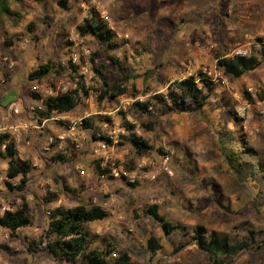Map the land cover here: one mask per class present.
I'll return each mask as SVG.
<instances>
[{
    "label": "rangeland",
    "instance_id": "374dc122",
    "mask_svg": "<svg viewBox=\"0 0 264 264\" xmlns=\"http://www.w3.org/2000/svg\"><path fill=\"white\" fill-rule=\"evenodd\" d=\"M25 1L30 8L17 27L11 20H0V74L7 78L12 103L26 112L27 101L34 94L47 99L56 95L60 85L76 90L87 81L89 88L84 86L89 94L84 102L53 123L64 124L63 131L68 133L67 124L94 116L109 137L113 133L118 139L113 146L96 152L103 143L94 141L81 126L63 143L58 140L63 133L35 134L38 145L31 150L35 160L30 159L34 166L28 189L22 194L32 208L33 223L21 229L17 237L0 228V264H57L44 246L31 252L30 245L39 243L45 234L49 212L79 205H99L109 211L105 221L88 225L93 246H114L118 257L128 252L134 264H213L194 240L198 227L205 229L206 236L214 233L231 243L249 242V249L225 258L231 264H264V97L260 98L264 96V63L258 70L232 80L217 69L216 59L219 53L234 57L237 49L251 54L256 38L264 37V0H100L99 11L109 15L108 24L120 45L119 52L113 53L141 75L136 85L144 92L137 98L120 97L101 104L92 90L98 85L92 61L96 45L90 38L81 37L79 31L84 19L95 11L90 0H66V8L59 7L60 0ZM14 10L20 11L17 4ZM6 43L12 45L7 48ZM86 50L91 54L86 55ZM73 51L82 62L76 72L74 66L63 64ZM49 61L62 74L53 72L41 82L28 79ZM102 63L108 69L106 79H116L115 65L108 59ZM199 72L207 73L217 84L201 112L176 111L144 118L152 131H147L143 122L135 123L136 131L150 142L153 151L138 152L123 141L121 136L127 132L121 113L137 100L166 94L173 82ZM7 85L0 90V100ZM31 117L38 121V115ZM125 121L134 123L129 115ZM66 143L83 144L73 160L79 163H52L57 154L51 153ZM91 144H95V161H100L94 169L88 167L90 155L83 154ZM18 154L27 160L23 153ZM166 157L171 174L162 170ZM77 165L83 166L85 175L72 172ZM112 167L118 172L141 169L156 178L133 183L135 186L115 174L103 181L101 175ZM7 168L8 163L0 158V214L4 208L11 210L12 205L22 203L20 195L6 186L10 181ZM51 194L57 198L46 202L44 198L50 199ZM154 204L167 220L188 232L167 236L161 223L144 214ZM151 237L159 240V250L148 248ZM178 246L182 249L177 253ZM79 264L87 261L82 258Z\"/></svg>",
    "mask_w": 264,
    "mask_h": 264
},
{
    "label": "trees",
    "instance_id": "16d2710c",
    "mask_svg": "<svg viewBox=\"0 0 264 264\" xmlns=\"http://www.w3.org/2000/svg\"><path fill=\"white\" fill-rule=\"evenodd\" d=\"M15 4L19 7V12L14 10ZM66 4V0L58 2L59 7L62 8H66ZM27 8H30V5L25 0H0V20L3 18L11 20L13 25L17 27L18 23L23 20V15L27 14ZM46 18L49 20L50 17ZM43 23L49 27L48 22ZM31 27L34 28L35 26L31 25ZM31 27L28 29L31 30ZM79 31L81 37L90 38L96 45L95 59L92 61L98 85H94L92 90L97 94L98 103H112L120 97L132 96L137 98L139 95L144 94L136 85V81L141 78V75L136 73L135 69L128 67L125 59L113 53L120 50V45L116 41V34L109 24L99 17L98 12L91 11L84 19L83 24L79 26ZM11 45V43H6L5 46L8 48ZM106 59L110 60L118 71V77L113 81L105 77L108 69L102 62ZM216 59L217 69L225 77L232 80L240 79L258 70L264 63V37L256 38L255 45L249 56L225 57L219 53ZM95 60H97V63H95ZM77 68L75 65L74 72L77 71ZM56 69L55 64L49 61L36 68L28 79L41 82L53 72L62 74L63 71H56ZM151 74L147 73L148 76ZM79 86L80 89L48 97L45 102V110L38 115L39 123L75 111L89 94L83 84ZM216 88L217 84L207 73L199 72L186 79L173 82L168 87L166 94H155L145 100L135 101L126 113H121L124 117L122 124L127 132L121 138L138 152L153 151L154 147L150 142L136 131L135 123L142 124L144 118H153L159 113L162 115L176 111L199 113L208 105ZM145 93L148 94V91ZM34 97L37 98L40 95L34 94ZM263 97L260 96L261 99ZM127 115L134 123L125 121ZM97 121L94 116L84 118L81 128L90 132L94 141L102 142L110 147L113 146V140L108 136L107 131L100 124H97ZM143 126L147 131L153 130L151 124L146 125L143 122ZM119 145H123V143H119ZM247 151L254 153L250 149ZM160 152L163 153L161 150ZM0 158L8 163L6 170L8 179L10 181L19 180L16 184L7 181V188L11 192L20 195L22 199L21 204L12 205L11 210H5L0 214V228L9 231L12 237H17V233L21 229L29 227L34 219L32 208L22 195L26 191L30 180L32 161L21 160L17 156L16 141L7 134L0 135ZM60 159L62 161L65 160L63 156ZM130 185L135 186L133 183H130ZM56 198V194H51L50 199L44 198V200L53 202L54 200L51 199ZM144 214L161 223L167 236L176 231H187L186 227L175 224L161 215L159 206L156 204L146 208ZM49 216L48 228L40 238L39 243L36 242L30 245L29 250L31 252L40 250L39 248L44 246L45 250L51 253L57 264H79L82 258L87 261V264H134L128 252H122L117 260L113 262L111 253L115 250L114 246H108L103 249L93 246V237L88 225L105 221L110 216L109 211L102 206L58 207ZM194 238L197 245L209 255L213 264H231L232 262L226 261L225 258L237 256L242 251L250 248L248 241L231 243L227 237L222 235L212 233L206 236L203 227H198L195 230ZM158 242V239L151 237L148 240V248L153 251L159 250ZM181 249L182 247L178 246L176 252L178 253Z\"/></svg>",
    "mask_w": 264,
    "mask_h": 264
},
{
    "label": "crops",
    "instance_id": "0c3cea01",
    "mask_svg": "<svg viewBox=\"0 0 264 264\" xmlns=\"http://www.w3.org/2000/svg\"><path fill=\"white\" fill-rule=\"evenodd\" d=\"M8 88H9V86L7 85L6 90L4 92V96L2 97V100H0L1 101L0 102V109L1 108L4 109V111H3L4 113L0 111V121L5 116L8 115L9 107L11 105H16V104L12 103L14 101V97L11 95ZM35 101H36V98L34 96L29 98L27 101L28 107L26 109V112H21L19 115H12L10 118V121L8 123L9 127L19 126L22 128V130H20L19 137L16 138V137H13L11 135H10V137L15 139V141H16L17 156L19 157L18 153H21V154L23 153L25 156L23 158H25L29 161H31L30 160L31 158L33 160H35V155L34 156L31 155L32 154L31 150L34 147H37V145H38V142L36 141L37 137L35 134H41L42 131L43 132L45 131L49 134L48 136H54V135H57L60 133H64L63 130L65 129L63 126L64 124L53 123V120H59V118L64 119L65 117H63V115H61L60 117L56 116L52 120H49V121L45 120L41 123H39V121H37V120L34 121L31 117L30 113L28 114L27 111L29 109V106L34 104ZM36 119H38V118H36ZM70 124H72V123H70ZM65 125H66V123H65ZM67 125H69V124H67ZM33 128H36V129H33ZM43 139H44V143H45V140H46L45 136H43ZM94 145L95 144H93V145L91 144V145L87 146L86 151L83 152V154H89L90 155L91 159H88V160H90L91 165L88 167L91 168V166H92L93 169L96 168V166L99 167V163H100V161L99 162L95 161V156L93 154ZM83 148L84 147H83L82 143H75V144L74 143H66L65 145H63V147H60L59 149H56V151H53V153H51L52 155L54 154V152L57 154V156L54 157L52 163L58 164V163H62L65 161H66V163L71 162L74 160V156L77 155L79 152H81L83 150ZM66 152H67V154H66ZM47 154H50V152ZM91 155H92V157H91ZM41 156H43L42 153H41ZM61 156H63L65 158V160L62 161L60 159ZM100 156H102V155H100ZM21 160H23V159H21ZM98 160H101V159H98ZM73 162L76 164L79 163L78 161H76V162L73 161ZM83 162H85V161H83ZM33 166L34 165L32 163V169H33ZM101 166L104 167V164L102 163ZM72 172H78L79 174H83V175H85V173H86L85 170L83 169V166H79V165H77L76 169H74ZM58 175L61 176V175H64V173H59ZM29 183H30V180H29ZM29 183H28V186H29ZM63 184H66V183H63ZM28 186H27V189H28ZM65 186H67V185H65ZM65 186H64V188H65ZM69 188H71V187H69ZM27 189H26V191H27ZM48 214L50 215L51 213L49 212ZM48 225H49V221L47 224V228H48ZM47 252L51 255V253L49 251H47Z\"/></svg>",
    "mask_w": 264,
    "mask_h": 264
},
{
    "label": "built area",
    "instance_id": "2783aa9c",
    "mask_svg": "<svg viewBox=\"0 0 264 264\" xmlns=\"http://www.w3.org/2000/svg\"><path fill=\"white\" fill-rule=\"evenodd\" d=\"M89 3L91 4V6L93 7V9L98 12V14L100 15L101 19L107 23H109L111 21L109 15L107 14V12H100V6H101V2L100 0H90ZM85 54L86 55H89L91 54V51L89 50H86L85 51ZM250 53L247 52V51H244L242 49H237L235 51V54L234 56H249ZM7 65V59H5L4 61ZM67 65L68 66H78L79 64H81V60H80V57L77 53H74V51L72 52V54L69 56L68 58V61L67 62H64L63 64L64 65ZM8 67L10 69L13 68V65L12 64H8ZM7 78L5 75L3 74H0V90L3 89L6 85H7ZM79 81H76V85ZM84 85L86 86V88H89V83L87 81L83 82ZM70 89L69 87H67V85H60L56 92H55V96H58V95H61V94H65L67 92H69ZM142 101V100H141ZM45 102H46V98L43 97V96H40V97H37L36 98V101L34 104L30 105L29 106V113L33 116H36V115H39V113H42L44 110H45ZM21 113V110L19 107H17L16 105H11L8 109V115L5 116L1 121H0V135H3V134H9V136H13V137H19V134H20V130H22L21 127L19 126H11L9 127L8 126V123L10 121V118L12 115H19ZM82 120L80 121H75V122H72V124H69L70 128H69V132L68 133H63L62 135H60L58 137V140L60 143H63L65 142L66 140H68L69 138H71V135L73 134V131L76 130V128L78 126H81L82 125ZM110 138L114 141H116L118 139V136L114 135L112 133V135L110 136ZM107 149V145L106 144H102L99 146V148L97 149L96 152H99V151H102V150H106ZM46 151H48L49 149L48 148H45ZM169 162V158H165L164 160V167H163V171L164 172H167L169 174H171L170 170H169V167L167 166ZM108 170V169H107ZM106 170V171H107ZM110 174H115L116 176H119L123 179H125L127 182L129 183H136L138 181H141V180H155L156 176L154 174H151V173H148L144 170H141V169H138V170H134V171H127V170H120L119 172L117 171V168L116 167H112L109 169V171H107L106 173H103L101 175V179L103 181H106L109 177H110ZM6 209L4 208V211ZM111 260L113 262H115L118 258V254L117 253H111Z\"/></svg>",
    "mask_w": 264,
    "mask_h": 264
}]
</instances>
